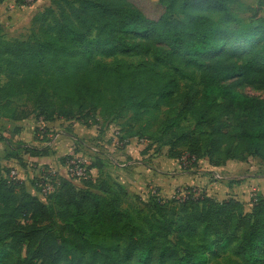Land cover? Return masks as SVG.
I'll return each mask as SVG.
<instances>
[{"label": "trees", "instance_id": "trees-1", "mask_svg": "<svg viewBox=\"0 0 264 264\" xmlns=\"http://www.w3.org/2000/svg\"><path fill=\"white\" fill-rule=\"evenodd\" d=\"M232 1L54 0L58 11L36 15L27 39L0 35V104L23 99L3 118L100 127L127 118L122 143L148 139L192 164L264 160V98L239 90L264 89V18L245 23ZM141 52L153 59L124 58ZM4 170L0 162V264H264V194L247 210L189 188L135 195L131 210L110 179L89 173L78 187L59 177L43 200Z\"/></svg>", "mask_w": 264, "mask_h": 264}, {"label": "crops", "instance_id": "crops-1", "mask_svg": "<svg viewBox=\"0 0 264 264\" xmlns=\"http://www.w3.org/2000/svg\"><path fill=\"white\" fill-rule=\"evenodd\" d=\"M36 5L27 7L16 0L0 2V35L6 39H27L34 17L39 13ZM42 121L36 118L2 120L8 127H14L9 139L14 136L13 139L19 141L16 150L21 149V145H31L49 152L35 158L25 151L7 156L12 148L7 139L0 136V162L5 170L15 168L22 157L30 165L49 168V178L56 182L59 177L68 178L70 155L78 152L90 167L92 180L115 181L126 189L129 196L140 195L146 199L156 195L167 199L177 193L182 195L191 188L217 200L235 197L249 205L247 210H250L252 196L264 194V160L261 159V164L255 166L251 162L253 156L247 160L230 159L219 166L210 164L207 158L192 164L185 158L170 157L169 146H158V143L148 139L133 137L123 143L117 142V135L122 129L119 120L100 127L57 118L44 122L48 137L41 141L36 130ZM27 168L30 169L29 165ZM16 172L20 173L17 169ZM4 176H7L6 171ZM74 183L84 187L83 182ZM30 189L32 194L41 197L34 185Z\"/></svg>", "mask_w": 264, "mask_h": 264}, {"label": "rangeland", "instance_id": "rangeland-1", "mask_svg": "<svg viewBox=\"0 0 264 264\" xmlns=\"http://www.w3.org/2000/svg\"><path fill=\"white\" fill-rule=\"evenodd\" d=\"M53 1L54 0H29V2L26 1L27 2L26 4H20V5H24V6L29 7V6L37 4L36 5L37 8H38L37 12H39L37 16H39L40 14H42V13L48 11V10H51V9L55 10L56 12L58 11V9H57V7H56V5H55V3ZM232 8H233L234 12L240 18H242V20L245 23L257 22L258 20L264 18V0H233L232 1ZM39 24H40V22H37L34 25V27H32V28L34 30H37L38 27H39ZM24 33H25V31H24ZM241 44H242L241 41L233 42L230 45V47H229V54L228 55H230L233 59H235L238 56V53L236 51L239 48V46H241ZM124 58H126L129 61H133V62H138V61H141V60H152L153 59L150 54H146L144 52L133 53V54H130L128 56H124ZM102 59L104 61H107V62H111L113 60V58H102ZM185 84H186L185 80H181V86H180V90L181 91L187 90ZM239 90L242 93H244V94H248V95L264 98V89H256V88H254L252 86L246 85V86L240 87ZM14 100H15L14 104H12L11 107H3L0 104V130L2 131L0 133V136L2 138L7 139L8 143L10 144L9 146H11L12 150H11V153H9V154L18 155L19 153L23 152V149L16 150L18 148L19 141H15V139H13L14 136H12V138L9 139L11 137L10 135H11L12 131L14 130V127L13 126L12 127H8V125H6L5 123H2V120L8 119V118H3V117H4V115H10L11 108H16V110H19L20 107H21V104L23 103V99L22 98H15ZM182 106H183L182 102H179L176 105V108L178 110H181ZM164 111L167 112L168 110L165 108ZM32 118H34V117H32ZM126 120H127V118L119 119V121L122 122V123L125 122ZM142 124L141 123H137L136 125H134V128L138 130L139 127ZM154 129L155 128H152L151 130H154ZM37 135H38L39 139L41 141H43V139H41V137L39 136L38 133H37ZM47 137H48V135H47V132H46V134L44 135L43 138H47ZM78 154L82 155L81 153H78ZM73 155L74 154L70 155L71 157L69 158L68 165H69L70 161L72 160ZM19 160H20L19 164L17 166H15V168L12 167V168L7 169V171L9 172V176L11 177L12 171H16V169L19 170L20 173H17V177L21 175L18 178L22 182H24L25 185L27 186V188H29V189L34 184V186L40 191V195H41L40 198L45 200L44 197L48 193L43 190V187H45V182L44 181L50 180L49 177L51 176V174L49 173V171H50L49 168L45 167L44 165H42L40 168L35 166V165H32V164L30 165V164L26 163L22 157L19 158ZM251 162L255 166H257L258 163L261 164L262 160L253 156L252 159H251ZM28 165H29L30 169L27 168ZM46 178H48V179H46ZM83 180L84 179H81L80 181H76V182H81L82 183ZM79 184H77V186ZM177 195L181 196V194H179V193H177ZM153 196H156V195H153ZM150 197L151 196L146 197V199H144V200H148ZM172 197H170V198H172ZM141 198H143V197H141ZM161 198H165V197H161ZM137 206H138V202H137V200L135 199L134 196L126 197V202L123 204L124 208L132 210V209H135ZM247 208H249V205L246 206V209ZM221 261H222V264H225L224 260H221ZM26 264H30V263L26 262Z\"/></svg>", "mask_w": 264, "mask_h": 264}, {"label": "built area", "instance_id": "built-area-1", "mask_svg": "<svg viewBox=\"0 0 264 264\" xmlns=\"http://www.w3.org/2000/svg\"><path fill=\"white\" fill-rule=\"evenodd\" d=\"M25 1L29 2V0H25ZM46 132H47L46 126L44 122L42 121L40 125L38 126L37 133L39 134L41 139H44L43 137L46 134ZM118 135H117V142H120ZM73 154L74 155L68 165L67 172H68V179L72 180L73 182H76V181H80L81 179H85L89 175V169H88L89 167L87 165L86 160L84 159L82 155L78 154V152H75ZM11 178L19 179L17 177L16 171H12ZM44 182H45V187H43V190L46 191L47 193L52 192L54 190V183L52 182V180L50 179ZM182 195H185V193H183ZM255 196L256 194H254L251 198V202H250L251 206L253 202L256 200Z\"/></svg>", "mask_w": 264, "mask_h": 264}]
</instances>
